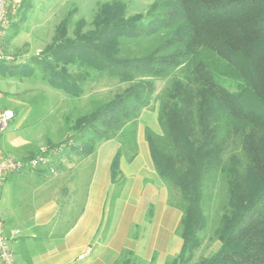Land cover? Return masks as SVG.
Listing matches in <instances>:
<instances>
[{"label":"trees","instance_id":"16d2710c","mask_svg":"<svg viewBox=\"0 0 264 264\" xmlns=\"http://www.w3.org/2000/svg\"><path fill=\"white\" fill-rule=\"evenodd\" d=\"M29 3L22 0L20 21ZM100 11L94 30L63 42L69 11L42 57L0 62V74L31 75L38 65L44 81L72 98L81 96L92 70L127 83L96 104L71 135L77 144L71 149L81 157L100 140L117 139L110 171L120 186L119 162L137 154L136 119L152 98L154 80L177 69L159 99L162 133L144 129L157 175L183 199L182 246L165 264H187L199 247L203 182L219 173L226 179L229 213L220 221L219 247L198 264H264V0H153L145 13L131 16L114 1ZM134 41H146V48L127 52ZM61 60L83 70L58 68ZM231 142L240 144L242 157L232 154L225 163Z\"/></svg>","mask_w":264,"mask_h":264},{"label":"crops","instance_id":"0c3cea01","mask_svg":"<svg viewBox=\"0 0 264 264\" xmlns=\"http://www.w3.org/2000/svg\"><path fill=\"white\" fill-rule=\"evenodd\" d=\"M17 130L0 133L3 152L32 156L36 150L23 152ZM140 139L145 140L144 130L138 127L137 154L131 161L120 159L117 191L110 171L119 147L114 140L99 145L94 165L73 169L75 190L56 183L66 172L60 169L52 176L44 168L5 175L0 211L5 234L10 237L12 230L20 231L10 240L15 260L19 264H134L136 260L165 264L176 257L182 246L175 233L180 212L168 203L165 183Z\"/></svg>","mask_w":264,"mask_h":264},{"label":"rangeland","instance_id":"374dc122","mask_svg":"<svg viewBox=\"0 0 264 264\" xmlns=\"http://www.w3.org/2000/svg\"><path fill=\"white\" fill-rule=\"evenodd\" d=\"M28 1H30L29 8L23 20L20 21L19 18H16L3 38V46L7 55L12 59L7 64H23L28 62L31 57H42L45 49L54 40L59 21L69 11H72L73 15L63 42L66 39L74 38L78 31L88 33L94 30L97 26V19L101 15V5L104 3L121 1L126 6V16H131L137 13H145L153 0ZM146 44V41H134L127 45L128 49L126 51L132 54L140 53L146 48ZM58 62V68H65L70 72L83 70L82 66L71 61L61 60ZM40 68L38 65H33V73L31 75L23 73L0 74V111L6 108L14 111L16 117L9 123L6 131H15L18 128V132L16 131L17 137L21 136L23 152H33L35 150L37 152L39 147L44 145L52 147L64 145L62 165H59L57 170L60 169L59 171L63 170L66 172L56 183H62L65 187L75 190L77 188L74 182L77 179L73 169H76L77 165L86 167L91 164L94 165L96 149L107 140H100L87 157H81L71 149V146L77 145L71 139L72 131L78 128L79 123L96 104L112 98L115 94L122 91L127 86V83L109 78L92 70L90 72L92 79L83 85L81 96L72 98L44 81ZM177 75H179V71L176 69L169 76L154 80L155 89L152 98L149 104L139 111L136 119V133L138 127L143 130L144 127H149L156 133H162L158 124L159 99L164 90L170 86L171 79ZM109 140L117 141L116 138ZM140 141L145 143L146 151H148L147 142L142 139ZM19 151H14V153H20ZM232 154H238L242 157L238 142L229 144L223 155V161L227 163ZM50 175L52 176L49 173ZM79 176L80 174L78 175L79 182H83ZM118 181L120 180L118 179ZM85 182L87 181L85 180ZM165 186L168 203L180 212V217L175 227V233L180 236L179 230L182 217L180 203H183V199L178 188L176 189L167 183H165ZM117 190L118 185H114L113 191ZM202 208L205 223L198 232L200 245L193 252L187 264H198L216 251L220 245L218 237L220 221L223 215L229 213L226 179L220 173L214 178L204 180ZM134 264L145 263L136 260ZM150 264L156 263L152 261Z\"/></svg>","mask_w":264,"mask_h":264},{"label":"built area","instance_id":"2783aa9c","mask_svg":"<svg viewBox=\"0 0 264 264\" xmlns=\"http://www.w3.org/2000/svg\"><path fill=\"white\" fill-rule=\"evenodd\" d=\"M21 3L22 0H0V62L2 63H9L12 60L3 46V38L16 19ZM14 117L15 113L12 109L6 108L0 111V133L8 128ZM64 148V145L56 147L44 145L39 147L32 156L20 158L5 154L0 146V183L5 175L26 169L44 168L50 174H55L58 166L62 165ZM19 232L18 229L12 230L10 237L5 234L0 211V264H19L15 260L14 251L10 245L11 238L16 237Z\"/></svg>","mask_w":264,"mask_h":264}]
</instances>
